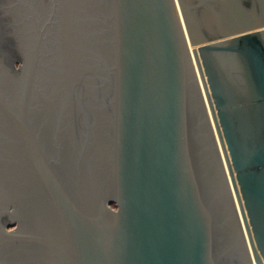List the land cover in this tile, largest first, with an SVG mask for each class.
Segmentation results:
<instances>
[{"label":"water","instance_id":"water-1","mask_svg":"<svg viewBox=\"0 0 264 264\" xmlns=\"http://www.w3.org/2000/svg\"><path fill=\"white\" fill-rule=\"evenodd\" d=\"M0 5V264H264V0Z\"/></svg>","mask_w":264,"mask_h":264},{"label":"flooded vegetation","instance_id":"flooded-vegetation-1","mask_svg":"<svg viewBox=\"0 0 264 264\" xmlns=\"http://www.w3.org/2000/svg\"><path fill=\"white\" fill-rule=\"evenodd\" d=\"M2 1L5 0H0V4ZM18 12L19 10L16 9L12 12L13 15H5L0 8V49L3 53H5L4 59L6 62L9 63V65H11L13 62L16 66L19 64L20 56L17 49L16 40L14 39L15 34L13 30H16V28L18 29V26H14L16 21L19 22ZM5 220L6 218L3 219V221Z\"/></svg>","mask_w":264,"mask_h":264}]
</instances>
